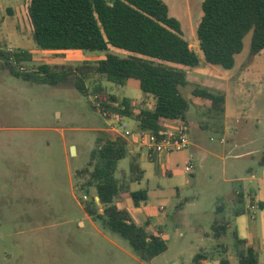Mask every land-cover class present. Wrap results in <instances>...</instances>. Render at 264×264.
<instances>
[{
  "label": "rangeland",
  "instance_id": "374dc122",
  "mask_svg": "<svg viewBox=\"0 0 264 264\" xmlns=\"http://www.w3.org/2000/svg\"><path fill=\"white\" fill-rule=\"evenodd\" d=\"M163 1L170 16L180 22L190 48L202 59L198 67L184 68L188 83L181 88L190 105L191 142L221 155L232 137L228 131L227 144L221 143L222 113L195 95L201 89L225 95L229 129L237 140L245 141L252 131H264V51L250 55L252 33L245 37L232 69L208 64L197 38L204 0ZM0 47L32 53L31 62L24 63L26 71L42 65L52 70L75 69L107 55L39 50L29 0H0ZM108 52L128 56L113 47ZM4 63L0 59V264H196L198 254H209L208 264H221V258L239 264L235 233L256 247L264 264V164L259 163L263 150L235 160L242 165L250 162L258 172L260 180L250 182L232 181L229 173L223 177L221 161L213 157L189 159L186 152H180L152 161L145 149L138 156L130 146L117 176L126 174L130 191L147 190L148 200L137 203L131 196L117 197L116 204L131 213L140 207L150 222L149 233L160 236L168 246L165 253L144 262L126 240L105 231L86 211L97 196L91 156L98 133L114 127L122 131L124 126L137 132L139 123L123 118L118 124L115 115L104 117L94 108L96 97H85L75 88V76L56 86L41 84L13 76ZM97 83L119 101L130 100L138 111L154 108V98L141 91L138 81L121 86L93 74L88 89ZM189 161L194 166L190 174L185 171ZM242 177H250L248 171ZM224 178L231 181L224 182ZM243 189L256 192L263 204L252 216L234 214L232 195ZM222 221L231 226L226 232L216 229Z\"/></svg>",
  "mask_w": 264,
  "mask_h": 264
},
{
  "label": "trees",
  "instance_id": "16d2710c",
  "mask_svg": "<svg viewBox=\"0 0 264 264\" xmlns=\"http://www.w3.org/2000/svg\"><path fill=\"white\" fill-rule=\"evenodd\" d=\"M29 7L39 50L107 52V55L95 64L85 62L75 69L52 70L42 65L26 71L24 63L31 62L32 53H10L0 47V59L13 76L53 86L75 76V88L85 97H96L95 110L99 105L108 118L115 115L118 120L133 119L141 131L158 133L167 120L188 125L190 105L181 93V88L188 83L184 68L198 67L202 59L190 48L180 22L170 16L163 0H29ZM202 10L197 38L206 63L232 69L249 33H252L250 55L256 57L264 51V0H204ZM111 47L126 51L128 56L109 53ZM93 74L121 86L131 80L138 81L141 91L154 98V108L138 111L130 100L119 101L110 95L102 83L90 91L87 81ZM195 95L224 112L223 94L201 89ZM128 155V141L118 133H98L91 156L94 163L91 179L97 196L86 211L105 231L126 240L140 260L150 262L167 251V243L149 233L146 226L138 225L127 209L116 204L117 197L131 196L137 203L148 200L147 190L130 191L126 174L117 176L120 162ZM229 227V222L216 223V229L223 232ZM235 239L240 264H261L255 247L246 246L247 241L236 233ZM206 256L198 254L194 262ZM221 264H231V261L222 258Z\"/></svg>",
  "mask_w": 264,
  "mask_h": 264
},
{
  "label": "crops",
  "instance_id": "0c3cea01",
  "mask_svg": "<svg viewBox=\"0 0 264 264\" xmlns=\"http://www.w3.org/2000/svg\"><path fill=\"white\" fill-rule=\"evenodd\" d=\"M42 52L59 53V52H68V51H42ZM80 52H82V51H80ZM224 97H225V95H224ZM220 118H221V120H219V121L222 122V124H223L222 128L219 129V132L221 131L222 135H223L221 138V143L227 144L228 136L226 133L228 131H230V134L232 135L231 139H229V141H231L230 145L227 149L223 150V154L220 155V154H217L215 152H212L209 149H207L206 146L200 144L199 142H191V146L182 152H184V153L186 152V155L188 156L189 159L190 158L191 159L203 158V160H204L206 158L213 157L215 159L220 160L221 164H222L221 168H222L223 177L229 173V174H231V177H233L232 181H244V180H248L250 182L259 181L260 178L256 177V175H255V173H258V172L254 171V168L252 167L250 162H247V163H245V165L244 164L242 165L235 160H241V159H245L247 157H253L255 154L259 153L261 150H263V153H264V131L263 130L252 131L251 132L252 134L249 135V138H247L245 141L237 140V134L234 131H231L229 129L230 116L227 113V99H226V97H225V109H224V112H222ZM122 119L119 120V122H118L119 124L122 122ZM167 123H168V121H167ZM187 123H188V125H190L188 121H187ZM138 131H140V129ZM128 144H129V147L131 146L135 150V153L138 156H140V154H139V151H141L140 147L133 140H128ZM240 149H241V151H240ZM171 156H169L167 159H169ZM230 160H232V161H230ZM259 163L261 165L264 164V156L262 157L261 160H259ZM244 166H245V169H243ZM245 171H248L250 177H247V178L242 177L243 174L245 173ZM261 174L263 175V177L261 179L264 180V171ZM230 181H231V179L224 178V182H230ZM231 200H232V203L235 205V209H234L235 215L239 213V215L248 214L249 216H252L254 214L255 210L263 208V204H262L261 200L259 199L257 193L254 191L245 192L244 189L243 190H237L232 195ZM252 206H254L255 209H252L251 208ZM132 210H131L132 213L129 210L128 211L131 213L133 219L140 221V222H137L134 220L138 225H141V226H148L149 225L150 226L149 220H145V218L143 217V214H142L143 212H142V209L140 207H134ZM253 219H254V217H253ZM230 228H231V226L229 227V229ZM244 240L247 241L246 246H253L247 239H244ZM258 242L261 243V240L259 239ZM206 255H207L206 259H202V260L198 261L196 264H208V260L210 259L211 256L209 254H206ZM259 260H260V254H259ZM220 262H221V260H220Z\"/></svg>",
  "mask_w": 264,
  "mask_h": 264
},
{
  "label": "built area",
  "instance_id": "2783aa9c",
  "mask_svg": "<svg viewBox=\"0 0 264 264\" xmlns=\"http://www.w3.org/2000/svg\"><path fill=\"white\" fill-rule=\"evenodd\" d=\"M10 53H14L13 49H8ZM21 70H24L22 68ZM99 112L108 118L107 112L99 108ZM168 121V120H167ZM165 121L163 128L158 133L138 131H131L124 126L122 131H118L117 127L112 128L113 132L118 133L124 139L133 140L141 150L145 149L147 157L152 160L167 159L174 153L182 152L191 146L190 128L189 125L175 122ZM119 124V123H118ZM194 170V166L189 161L185 167V171L190 174ZM255 209L254 206L251 207Z\"/></svg>",
  "mask_w": 264,
  "mask_h": 264
},
{
  "label": "water",
  "instance_id": "95a60500",
  "mask_svg": "<svg viewBox=\"0 0 264 264\" xmlns=\"http://www.w3.org/2000/svg\"><path fill=\"white\" fill-rule=\"evenodd\" d=\"M71 151H72V153H74V152H75V147H72V148H71ZM96 200H97V201H100V199H99L98 197L96 198Z\"/></svg>",
  "mask_w": 264,
  "mask_h": 264
}]
</instances>
